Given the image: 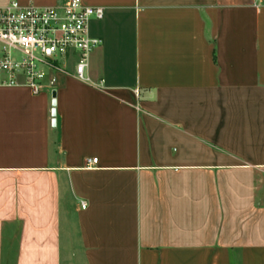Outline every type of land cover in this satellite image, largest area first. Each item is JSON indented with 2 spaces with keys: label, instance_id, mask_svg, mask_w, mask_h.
Wrapping results in <instances>:
<instances>
[{
  "label": "crops",
  "instance_id": "0c3cea01",
  "mask_svg": "<svg viewBox=\"0 0 264 264\" xmlns=\"http://www.w3.org/2000/svg\"><path fill=\"white\" fill-rule=\"evenodd\" d=\"M82 1L87 80L0 82V264H264V0Z\"/></svg>",
  "mask_w": 264,
  "mask_h": 264
},
{
  "label": "built area",
  "instance_id": "2783aa9c",
  "mask_svg": "<svg viewBox=\"0 0 264 264\" xmlns=\"http://www.w3.org/2000/svg\"><path fill=\"white\" fill-rule=\"evenodd\" d=\"M102 6H91L82 0L39 6L11 0L0 6V72L8 78L0 82L23 83L33 93L42 88L45 68H61V61L75 57V76L87 80L86 67L90 53L102 43L88 34L91 18L101 19ZM18 53V58L13 56ZM97 158L87 160L96 163ZM85 207V203L81 205Z\"/></svg>",
  "mask_w": 264,
  "mask_h": 264
},
{
  "label": "rangeland",
  "instance_id": "374dc122",
  "mask_svg": "<svg viewBox=\"0 0 264 264\" xmlns=\"http://www.w3.org/2000/svg\"><path fill=\"white\" fill-rule=\"evenodd\" d=\"M28 4H29V3H28ZM13 56H14L15 58H18V53H14ZM72 62H73V61L70 59V60L66 63L67 66H69Z\"/></svg>",
  "mask_w": 264,
  "mask_h": 264
}]
</instances>
